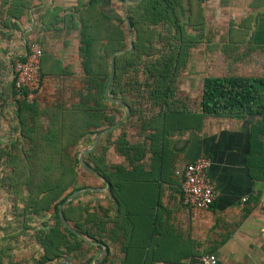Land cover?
<instances>
[{
  "label": "trees",
  "instance_id": "1",
  "mask_svg": "<svg viewBox=\"0 0 264 264\" xmlns=\"http://www.w3.org/2000/svg\"><path fill=\"white\" fill-rule=\"evenodd\" d=\"M119 2L120 11L123 0ZM204 2L130 1L123 7L126 21L124 14L111 16L102 11L97 0H77L70 12L46 16L51 25L61 22L68 33L75 31L79 68L84 75L82 85L64 83L71 76L68 65L62 66L40 45L39 89L32 97L18 99L12 79L7 92L0 94V111L6 94L13 100L12 119L16 122L15 139L0 149L8 169L0 180L9 188L14 202H23L17 214V231L32 230L43 248V260L60 258L71 251L81 252V236L92 238L89 230L84 229L92 221L88 208L74 205V199L64 203L77 189L81 171L109 184V198L117 205V217H122L125 201L136 194L134 185L166 182V173L170 169L174 172L171 136L202 130L209 116H264V78L260 77H203L197 108L188 105L192 96L186 100L177 95L176 78L185 67V58L187 61L195 43L205 39ZM256 3L262 5L264 1ZM7 5L6 15L14 19L20 18L28 7L21 0ZM128 23L132 48L114 55V75L109 87L110 96L130 109L129 116L123 119L124 116H118L121 104L108 100L104 91L111 74L112 54L129 47L124 28ZM255 23L252 41L264 45V21ZM51 75L61 82L58 96L41 97ZM127 124L137 127L136 140L128 137ZM103 129L108 130L98 144L82 155L84 163L94 170L92 173L79 162L78 146L89 139L93 142ZM114 130L119 132L112 138ZM110 148L120 158L117 162L108 159ZM176 178L170 181L180 187L181 178ZM158 194L156 191L155 195ZM59 204L64 220L76 233L62 223ZM123 250H128L127 242ZM130 258L124 264H131Z\"/></svg>",
  "mask_w": 264,
  "mask_h": 264
},
{
  "label": "crops",
  "instance_id": "2",
  "mask_svg": "<svg viewBox=\"0 0 264 264\" xmlns=\"http://www.w3.org/2000/svg\"><path fill=\"white\" fill-rule=\"evenodd\" d=\"M11 1L0 0V94L7 92L12 80L13 59L23 58L34 43L52 53L62 66L67 64L71 74V51L78 59L75 31L68 33L61 22L51 25L46 16L70 12L77 0H21L28 7L18 19L5 13ZM119 3L97 0L98 7L111 16L123 14L128 2L123 5V0L121 12ZM245 6L223 9L234 20L206 23L201 55H196L197 47L190 50L187 61L190 69L197 66L199 93L206 76L264 78V45L252 41L255 21H264V4L246 0ZM60 83L57 76H49L40 96H58ZM5 98L0 111V149L15 139L14 103L10 96L5 94ZM169 148L174 170L200 156L209 157L207 172L217 192L209 209H188L181 203L180 187L170 181L178 179L170 169L166 182L134 185L136 194L129 196L123 216L117 217L109 185L91 175L97 181L78 182L72 199L74 205L88 208L92 221L84 229L92 238L81 236V252L43 260V248L32 230L17 231L23 202H14L0 180V264H124L127 257L131 264H202L201 257L207 253L226 264H264V116H209L202 130L171 136ZM110 149L108 159L117 162L120 158ZM4 157L0 151V178L8 173ZM126 242L128 250H123Z\"/></svg>",
  "mask_w": 264,
  "mask_h": 264
},
{
  "label": "built area",
  "instance_id": "3",
  "mask_svg": "<svg viewBox=\"0 0 264 264\" xmlns=\"http://www.w3.org/2000/svg\"><path fill=\"white\" fill-rule=\"evenodd\" d=\"M41 55V47L34 43L28 46L24 60L13 59L12 79L18 99L25 95L32 97L39 89ZM209 165V157L203 155L175 168V175L181 178L180 201L186 208L207 210L217 197L216 189L207 172ZM201 260L202 264H226L213 253L203 255Z\"/></svg>",
  "mask_w": 264,
  "mask_h": 264
},
{
  "label": "rangeland",
  "instance_id": "4",
  "mask_svg": "<svg viewBox=\"0 0 264 264\" xmlns=\"http://www.w3.org/2000/svg\"><path fill=\"white\" fill-rule=\"evenodd\" d=\"M245 2H246V0H206V2H204V4H203V9H202V12L204 15V21L208 24H213V25H216L219 23H225L226 24L227 20H230V19L234 20V15H231V16L225 15L226 11L223 9L227 8V9H230L231 11H233L232 9H234L237 6L246 7ZM221 9H222V13L220 12ZM231 13H233V12H231ZM120 16H122V14ZM124 28H125V32L127 35V42L129 43V34H128V30H127L128 27L125 25ZM131 39H132V32H131ZM195 44L196 45L195 46L193 45V46L197 47L196 48L197 52H195V53H197L196 55H201V53H198V52L202 51V49H201L202 43H200V44L195 43ZM75 54H76L75 51H71V56L74 58L70 61L71 65H72L71 76L69 75L64 80V83L67 82L68 85H70V84L82 85L83 79H84L83 78L84 75L79 68L80 67L79 66V60L78 59L76 60ZM69 55H70V53L68 54V59H69ZM196 67H194V69H190L189 65H188V61H186V58H185V67L179 71L177 78H176L177 95L181 98H186V100L192 96V98L189 99V101L187 100V102H188V105L193 107V108H197L198 96H199V80H198V73L199 72H196L197 71ZM195 73H197V74H195ZM193 74H195L196 79L195 78L192 79ZM188 88H190L191 92H190V90H188ZM188 92H190V93H188ZM147 107H148V105H147ZM149 109L151 110V108H149ZM129 113H130V109H129ZM118 116H124L123 119H125L129 116V114L126 116V109L123 105H120V107L118 108ZM125 129L127 130V135L131 140L137 139L138 129L135 125L127 124L125 126ZM118 132L119 131L114 130L113 134H112L113 135L112 138L116 137ZM92 143L93 142L91 141V139H89V142L87 141V142H85V144H81L80 146H78L79 153L81 151H83L85 148H88L89 146H91ZM84 145H86V146H84ZM93 181L96 182L97 180L94 177H92L89 173H87L85 171L80 172L79 184H87V182L93 183ZM21 197H22L21 199L25 198L23 196V194Z\"/></svg>",
  "mask_w": 264,
  "mask_h": 264
},
{
  "label": "water",
  "instance_id": "5",
  "mask_svg": "<svg viewBox=\"0 0 264 264\" xmlns=\"http://www.w3.org/2000/svg\"><path fill=\"white\" fill-rule=\"evenodd\" d=\"M130 1H136V0H124L123 5H124L126 2H130ZM123 14H124V17H125V19H126V21H127V17H126V15H125L124 10H123ZM127 27H128V34H129V47H128V48H125V49H121V50L115 51V52L112 54V57H111V74H110V77H109V79H108V81H107V83H106L105 91H104V95H105V97H106L108 100L113 101V102H115V103H119V104H121V105H124V104H123L122 102H120V101H116V100H114V99L110 96V93H109V87H110V84H111V81H112V78H113V75H114V61H113V57H114V55L117 54V53L123 52V51L130 50V49L132 48L131 28H130L129 23L127 24ZM124 106H125V105H124ZM125 109H126V116H127V115L129 114V108H128V106H125ZM106 131H107V129H104V130L100 131V133L96 134V135H95V139H94V143H93V145H92L90 148H87V149L83 150L82 152H80V154H79V156H78V160H79V162L82 164V166H83L85 169L89 170L90 172L95 173L94 170H93L89 165H87L86 163H84V161H83V159H82V155H83V153H86V152L92 150V149L95 147V145L97 144V141H98V137H99V135L105 133ZM105 183H106V182H105ZM105 185L108 186L109 184L106 183ZM75 194H77V191H74L73 193H71V194L65 199L64 203L67 204V203H68V202H69V201L75 196ZM58 208H59V215H60L61 221H62V223L64 224V226H66V227L69 228L70 230L74 231L73 229H71V228L68 226V224L66 223V221L64 220V218H63V216H62V212H61L62 205L59 204V205H58ZM67 263H68V262H67Z\"/></svg>",
  "mask_w": 264,
  "mask_h": 264
}]
</instances>
